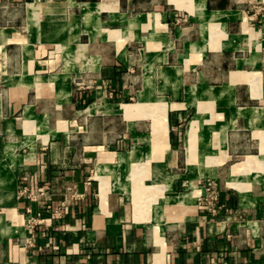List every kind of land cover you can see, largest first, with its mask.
I'll list each match as a JSON object with an SVG mask.
<instances>
[{
  "label": "crops",
  "instance_id": "0c3cea01",
  "mask_svg": "<svg viewBox=\"0 0 264 264\" xmlns=\"http://www.w3.org/2000/svg\"><path fill=\"white\" fill-rule=\"evenodd\" d=\"M0 264H264V0H0Z\"/></svg>",
  "mask_w": 264,
  "mask_h": 264
},
{
  "label": "built area",
  "instance_id": "2783aa9c",
  "mask_svg": "<svg viewBox=\"0 0 264 264\" xmlns=\"http://www.w3.org/2000/svg\"><path fill=\"white\" fill-rule=\"evenodd\" d=\"M45 197V186H38L35 192L27 194L29 202H36L39 205V210L35 214H33L30 207L26 208L25 222L27 228L32 232L35 231L38 225L46 224L50 221L49 211L45 205ZM24 245L27 248H32L35 246V238L33 234L24 239Z\"/></svg>",
  "mask_w": 264,
  "mask_h": 264
},
{
  "label": "rangeland",
  "instance_id": "374dc122",
  "mask_svg": "<svg viewBox=\"0 0 264 264\" xmlns=\"http://www.w3.org/2000/svg\"><path fill=\"white\" fill-rule=\"evenodd\" d=\"M123 129H124V126H123ZM125 131L123 132V139H125L126 137H125Z\"/></svg>",
  "mask_w": 264,
  "mask_h": 264
}]
</instances>
